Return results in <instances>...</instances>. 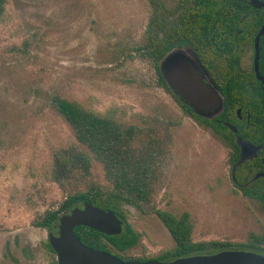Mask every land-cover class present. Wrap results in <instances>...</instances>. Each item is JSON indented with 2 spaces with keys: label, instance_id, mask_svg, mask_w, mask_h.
Returning <instances> with one entry per match:
<instances>
[{
  "label": "rangeland",
  "instance_id": "rangeland-1",
  "mask_svg": "<svg viewBox=\"0 0 264 264\" xmlns=\"http://www.w3.org/2000/svg\"><path fill=\"white\" fill-rule=\"evenodd\" d=\"M175 0H5L0 20V264H48V230L35 222L73 193L54 180L64 150H89L50 103L53 95L140 131L152 153L148 204L126 205L139 233L126 257L156 258L175 242L153 209L189 212L195 241L244 242L264 232V208L232 182L231 149L184 112L140 58L155 5ZM172 17V16H171ZM170 19V17H169ZM112 189L93 159L88 182ZM72 192V193H71ZM112 252V251H111Z\"/></svg>",
  "mask_w": 264,
  "mask_h": 264
},
{
  "label": "trees",
  "instance_id": "trees-1",
  "mask_svg": "<svg viewBox=\"0 0 264 264\" xmlns=\"http://www.w3.org/2000/svg\"><path fill=\"white\" fill-rule=\"evenodd\" d=\"M172 9L161 2L155 5L150 18L144 44L137 47L142 59L149 60L157 73V82L170 92L185 113L195 120L209 126L220 136L231 149L230 160L235 164L239 160L240 147L237 137L248 140L256 145L264 144V100L257 91L250 88L247 75L233 69V80L226 75L224 82H230L226 91L230 103L225 110L210 120L196 114L193 109L181 101L167 86L159 69V63L164 55L174 47L189 45L197 52L200 60L219 81V42L226 20L233 18L232 11L227 8L226 0H175ZM264 2V0H261ZM5 0H0V20L4 13ZM239 14L238 17H241ZM172 16V17H171ZM170 17V19H169ZM242 18L239 27L242 28ZM264 24V8L257 9L252 24V34H256ZM225 42V39H222ZM261 41V55L264 54V35ZM230 80V81H228ZM50 103L72 128L77 141L85 146L92 155L80 148L63 150L56 157L53 178L62 183L71 180L73 193L68 194L57 208L47 210L35 222L37 227L53 231L58 219L66 211L83 202H89L97 207L114 211L123 221L119 234L107 235L88 226L80 225L75 228V234L84 244L112 251L119 259L147 260L148 257H126L124 252L136 246L140 240L139 233L127 221L125 206L132 205L141 208L148 204L155 186L153 157L147 150L136 146L140 129L135 125H125L112 117L100 115L83 108L76 101L61 95H53ZM240 108V117L236 109ZM225 122L235 126L234 132ZM93 159L100 162L112 189L104 194L95 182H88L91 175ZM264 173V147L250 161L241 163L232 169L233 184L243 194L255 198L264 208V177H253ZM172 236L175 245L172 250L163 252L154 259L171 261L180 257L194 254H209L220 250H251L264 254V232L250 233L244 242L230 241H195L193 239L194 223L189 212L179 216L167 210L153 209ZM51 259L48 264H56V253L49 241L44 243Z\"/></svg>",
  "mask_w": 264,
  "mask_h": 264
},
{
  "label": "water",
  "instance_id": "water-1",
  "mask_svg": "<svg viewBox=\"0 0 264 264\" xmlns=\"http://www.w3.org/2000/svg\"><path fill=\"white\" fill-rule=\"evenodd\" d=\"M257 9L264 8L261 0H249ZM264 35V24L255 36V67L258 74L259 39ZM161 75L167 86L181 101L188 104L201 117L214 119L224 110V98L216 82L202 64L197 52L189 45L170 49L159 63ZM260 76V75H259ZM264 81V76L260 77ZM234 132V125L225 123ZM240 157L234 164L235 170L241 163L253 159L264 144L256 145L237 137ZM264 177L257 173L253 179ZM88 226L107 235L119 234L123 221L114 211L97 207L89 202L64 212L53 231H48V241L56 253V264H264V254L251 250H220L209 254H194L171 261L121 260L113 252L90 247L75 234L77 226Z\"/></svg>",
  "mask_w": 264,
  "mask_h": 264
},
{
  "label": "flooded vegetation",
  "instance_id": "flooded-vegetation-1",
  "mask_svg": "<svg viewBox=\"0 0 264 264\" xmlns=\"http://www.w3.org/2000/svg\"><path fill=\"white\" fill-rule=\"evenodd\" d=\"M226 4L228 6L227 8L232 11L233 18L226 20V26L222 31L221 41L219 42V81L212 76L210 71L202 63L210 73L211 78L216 82L224 98V110L226 105L230 103L229 94L226 92L229 89L228 87H230V82H224L226 78L225 74L229 75L233 80H236L237 78L232 76L231 70L233 69H238L243 72L241 73L242 75H247L249 77L247 78L249 81L247 85L256 90L257 94H260L261 99L264 100V81L260 78L264 76V54L261 55L260 41L262 36L259 39V76L257 75L255 67V36L257 33L252 34L253 29L251 27L254 22V15L256 14L257 8H254L249 0H226ZM239 14H242L241 17H238ZM240 18H242L243 22L241 23L242 28L239 27ZM222 39H225V42H223ZM240 113L241 109L237 108L236 114L238 117L242 118ZM233 166L234 164H232V168Z\"/></svg>",
  "mask_w": 264,
  "mask_h": 264
}]
</instances>
